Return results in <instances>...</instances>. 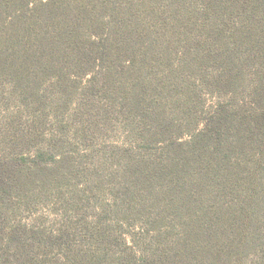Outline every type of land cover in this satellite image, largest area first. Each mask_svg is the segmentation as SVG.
<instances>
[{"label":"rangeland","instance_id":"374dc122","mask_svg":"<svg viewBox=\"0 0 264 264\" xmlns=\"http://www.w3.org/2000/svg\"><path fill=\"white\" fill-rule=\"evenodd\" d=\"M6 1L0 213L38 264H264V0Z\"/></svg>","mask_w":264,"mask_h":264},{"label":"trees","instance_id":"16d2710c","mask_svg":"<svg viewBox=\"0 0 264 264\" xmlns=\"http://www.w3.org/2000/svg\"><path fill=\"white\" fill-rule=\"evenodd\" d=\"M4 2L8 3L6 0H0V4ZM49 5L50 3L46 2L42 6L46 8L49 7ZM11 214L12 213L8 210L3 215L2 213H0V264L40 263V259H42L44 256V252L39 250L40 248H44V245H42L41 243L42 240H36V238L34 237L35 233H32L33 231L31 230H28L26 232L24 231V234L26 236H21L19 234L20 229L16 222H14V225H11L13 224L11 223L6 226L5 223L10 222L6 221L7 217H10ZM27 235L30 238H27ZM35 241L37 242L35 244H32Z\"/></svg>","mask_w":264,"mask_h":264}]
</instances>
